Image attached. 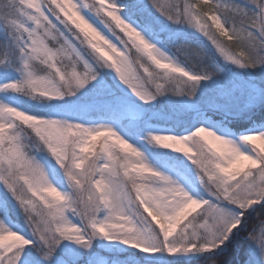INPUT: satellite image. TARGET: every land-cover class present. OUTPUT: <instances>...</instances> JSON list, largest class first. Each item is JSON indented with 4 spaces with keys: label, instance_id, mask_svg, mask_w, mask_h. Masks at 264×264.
<instances>
[{
    "label": "snow or ice",
    "instance_id": "snow-or-ice-1",
    "mask_svg": "<svg viewBox=\"0 0 264 264\" xmlns=\"http://www.w3.org/2000/svg\"><path fill=\"white\" fill-rule=\"evenodd\" d=\"M237 256L264 264V0H0V264Z\"/></svg>",
    "mask_w": 264,
    "mask_h": 264
},
{
    "label": "trees",
    "instance_id": "trees-1",
    "mask_svg": "<svg viewBox=\"0 0 264 264\" xmlns=\"http://www.w3.org/2000/svg\"><path fill=\"white\" fill-rule=\"evenodd\" d=\"M233 51H238V49L234 48ZM243 258H246V255L243 257ZM237 264H242V258L241 256H237Z\"/></svg>",
    "mask_w": 264,
    "mask_h": 264
},
{
    "label": "rangeland",
    "instance_id": "rangeland-1",
    "mask_svg": "<svg viewBox=\"0 0 264 264\" xmlns=\"http://www.w3.org/2000/svg\"><path fill=\"white\" fill-rule=\"evenodd\" d=\"M162 2H167V0H162ZM221 65L222 66H226V65H224V62L223 61H221ZM172 99H179L178 97H173Z\"/></svg>",
    "mask_w": 264,
    "mask_h": 264
}]
</instances>
